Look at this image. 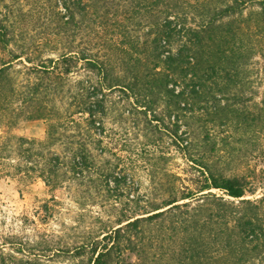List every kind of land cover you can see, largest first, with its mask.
<instances>
[{"label":"trees","instance_id":"16d2710c","mask_svg":"<svg viewBox=\"0 0 264 264\" xmlns=\"http://www.w3.org/2000/svg\"><path fill=\"white\" fill-rule=\"evenodd\" d=\"M30 24L51 37L43 47L56 57L33 58L38 47L24 42ZM14 63L32 65L25 73L41 79L15 85ZM74 68L84 78L71 93ZM256 82H264V0H0V123L19 120L15 101L53 103L66 86L76 106L63 113L62 133L50 123L43 141L0 134V172L20 175L15 158L37 163L41 149L59 143L63 150L49 151L42 169H24L50 191L84 186L87 193L102 179L126 184L127 175L103 159V120L118 92L145 117V146L155 149L143 152L160 196L133 197L115 226L77 243L3 238L0 264H264V92L255 102ZM29 114L26 120L43 119ZM25 144L37 151H21ZM170 145L201 183L187 187L176 174L151 169L172 159Z\"/></svg>","mask_w":264,"mask_h":264},{"label":"rangeland","instance_id":"374dc122","mask_svg":"<svg viewBox=\"0 0 264 264\" xmlns=\"http://www.w3.org/2000/svg\"><path fill=\"white\" fill-rule=\"evenodd\" d=\"M37 25V24H36ZM30 24L29 31L24 35V42L36 45L38 49L33 52V58L40 57H56L53 51L48 50L52 42L51 37L39 34L38 30ZM50 39V40H49ZM6 58L5 56H3ZM26 57V56H24ZM119 61L115 67V75L121 76L122 68V54L115 55ZM12 64V72L16 78V84L25 83L27 79L35 81L36 78L42 77L38 74L27 75L23 67H33L30 64ZM79 67L78 65H74ZM71 83L69 88L71 93H75L77 89V82L84 78L80 69H73V74L69 76ZM41 79V78H40ZM41 81V80H38ZM46 83V81H43ZM67 87L64 88V95L54 97L53 103L38 102L24 103L21 100L12 103L11 108L21 114L16 124L4 128L0 123L1 136L15 135L23 137L30 141L40 142L46 137V130L50 123L57 124L58 134L62 133L61 122L62 115L67 111H75L76 106L73 105L67 93ZM254 101L259 102L262 93L264 92V82H256L254 84ZM18 90H22L21 86ZM122 93H114L108 100H111L114 105L110 106L108 116L103 120L105 135L108 138H103V146L109 151L103 159L110 161L108 169H115L117 176L125 173L127 175L126 184H117L113 179L105 185L104 180H101V185L96 189H90L89 192L83 193L85 187H69L65 189H58L50 191L41 179H36V173L25 172L24 169L29 167H36L35 169H42L47 158V153L57 152L63 150L60 144L54 147H49L40 150L43 159H36L37 163L22 161L24 158H15L14 164L21 169V174L16 176H6L5 173L0 172V243L2 239L14 237L16 242L25 241L30 243L40 242L41 238L53 240L61 238V242L77 243L89 233H99L103 226H115L114 222L119 213L125 212L132 207L131 199L137 195H145L153 200L158 201L160 196L154 195L152 192L153 184L150 181L149 171L150 164L147 162V153L152 152L154 146H145L147 136V125L145 117L133 107V100H128L126 95ZM120 98V103L118 98ZM70 104L72 106H70ZM161 110L158 107L157 113ZM41 113L43 119L26 120L29 113ZM129 112L123 118L118 117L119 112ZM74 118L79 119L78 115ZM61 121V122H60ZM154 124V123H153ZM3 131V132H2ZM161 137V141L169 143L165 137L162 138L160 134H155L153 137ZM15 144V143H14ZM25 144L21 147V151L31 148L32 152L37 151V145L32 147ZM10 148H16L11 145ZM18 148V147H17ZM146 151L147 153H144ZM170 156L172 159L166 165L160 161L153 162L151 169L161 172L167 170L170 173L176 174L181 178L184 186L194 187L195 184L201 183L202 178L196 170L190 168L189 164L185 162L181 156L175 152V148L169 146ZM25 157L27 154H23ZM255 152L251 150L249 163L253 167L256 164L253 161ZM123 168L127 171L119 172ZM6 173H12L9 168L5 169ZM29 173L28 175H26ZM232 172H228V175ZM160 175H157L159 178ZM34 177V178H32ZM32 179V180H31ZM260 186H258L259 188ZM217 192V191H216ZM258 194V193H257ZM249 197V196H248ZM53 199V200H52ZM10 249L6 248L5 252ZM63 264V263H59Z\"/></svg>","mask_w":264,"mask_h":264}]
</instances>
